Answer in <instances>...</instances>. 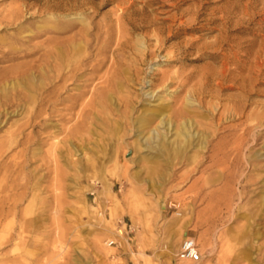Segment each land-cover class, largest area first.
<instances>
[{
	"label": "rangeland",
	"instance_id": "374dc122",
	"mask_svg": "<svg viewBox=\"0 0 264 264\" xmlns=\"http://www.w3.org/2000/svg\"><path fill=\"white\" fill-rule=\"evenodd\" d=\"M36 1L0 0V55L18 47L16 58L0 61V143L17 134V141L0 155V208L7 210L0 224V264H264V118L244 144L238 147L236 139L264 112V69L260 76L253 70L264 62V0H181L178 8L163 6L175 0H128L131 9L152 10L158 22L178 15L162 22L178 30V36L152 58L144 57L143 49L156 41L153 32L148 41L143 32L131 35L132 48L123 60L128 81L115 94L120 105L106 109L96 103L85 121L47 110L40 116L45 122L33 125L29 119L38 108L29 102L26 94L32 91L23 82L41 77L37 49L44 42L52 45L48 29L56 16L43 5L39 8L44 0ZM120 1L126 0L102 5L95 21ZM193 17L197 20L185 25L195 30L180 29V21ZM217 38L214 58L196 59V46L181 53L192 40L204 45ZM15 66L19 69L11 70ZM187 75L191 77L181 85L180 78ZM231 76L257 78L243 91L229 81ZM13 80L19 86L3 91ZM200 90L207 92L204 104L195 99ZM186 94L193 100L186 106L188 115L201 124L194 131L208 134L203 143L208 148L191 145L169 163L166 154L145 147L134 120L146 106L161 102L175 110L186 104ZM126 96H132L135 109L126 106ZM238 101L246 104L243 113L226 118ZM77 145L82 152L66 155L67 147L74 152ZM213 145H227L226 156L210 157ZM161 200L166 206L160 210ZM126 223L134 231L117 236ZM184 224L201 253L196 262L176 256ZM112 238L119 244L108 245Z\"/></svg>",
	"mask_w": 264,
	"mask_h": 264
},
{
	"label": "bare ground",
	"instance_id": "6f19581e",
	"mask_svg": "<svg viewBox=\"0 0 264 264\" xmlns=\"http://www.w3.org/2000/svg\"><path fill=\"white\" fill-rule=\"evenodd\" d=\"M108 1L110 0H44L43 3L39 5V8L43 5L42 8H44L45 10L54 11L56 16L53 18V23L48 29V32L52 34L50 39L52 45H45L44 42V44L39 45L37 49L38 55L35 62H38V67L41 70L43 69L40 73L41 77H39L35 81V78L31 76L26 78L27 80L23 82V85L28 90L32 91L26 94L29 102H31L32 106L34 105L38 108L37 115L29 119L30 124L34 125L36 123H44L45 118H40V116L47 110H50V112L55 113V115L59 117L66 116V119L68 120L78 119L81 117V121H85L87 116L86 114H88L90 109L89 107L96 105V103L97 105L106 109L112 104H115L116 106L120 105L121 103L118 104V102H116L117 97L115 98V94L117 95L119 92L124 90V86L126 85L124 79L127 78L128 81V75L125 76L126 69L123 68V60L127 49L130 47L132 48V43L134 40L131 35L138 31H140L141 33L143 32L148 41L151 40L152 37L150 36L151 32H153V34L156 36V41L150 44L147 43V45H145V48L143 47V56L152 58L159 56V52L167 48L168 45H166V43L168 40L178 36V30H173V28L171 29L169 25L166 27L162 23L163 21L169 19H176L178 15L174 14L165 16L161 18V21L158 22V18L152 13V10L131 9L132 1L128 2V0L122 2L120 1L116 9L108 13H103L102 21H95V19L100 15L101 6ZM180 1L181 0H175L172 3L164 4L163 6L165 7L171 5L173 8H178V4L180 3ZM180 14L182 15L184 13L181 12ZM195 20H197V17H193L192 19H190V21H180V29L184 31L195 30L197 27L192 25H185L193 23ZM165 30L167 31L166 33ZM220 40L221 38H217L216 41L214 40V43L210 42L209 44L204 45H194L195 40H192L188 47H185L183 50H181V53L190 49H194V46H196L199 52V54L197 53L198 56L196 57V59L202 58L204 55L214 58V56L217 54V52L215 51L216 49L214 50V48ZM16 48L18 47L13 46L9 49H3L2 54L0 55V61L16 58ZM175 53L176 52H174V55ZM143 59L145 58H142L141 60ZM134 67L136 66L134 65ZM18 69L19 67L15 66V68H12L11 70L15 71ZM263 69L264 62L260 63L258 68L253 69L257 71V74L254 72L253 73L257 76H260L263 72ZM161 77L162 78H160V83H163V85H165L166 77L162 75ZM190 77L191 75H187L186 77L180 78V84L183 85L185 80L189 79ZM256 78L255 76H250V78H238L236 76H231L229 81H233L238 85L240 84L242 86H240V88L245 91L244 88L249 86L251 82ZM144 79L145 78H143L142 80ZM31 82L35 84V88L34 86H29ZM19 84V81L13 80L8 87L5 86V90L3 88L2 90L6 92L7 88H15L16 86H19ZM219 86L220 85H218V87ZM204 90H200L199 92L195 93L197 97L195 99L198 100V103L204 104L205 101H207V92H205ZM150 93H154V90L148 93L145 92V94ZM151 96H153V94ZM122 97L123 96L120 95V98ZM159 98L162 99V96H159ZM191 98L189 94H186V102L184 101L186 104H180L178 108H174L175 110L169 109L170 107H168L166 102L165 104L164 102H161L154 106H146L141 110L140 115L134 120V122L137 123L138 130L136 134L138 138L141 139V142L145 145V147L147 146L149 148H152L156 155L166 154L168 156L167 160L169 163L171 160L176 159L178 156H181L182 158L187 148L191 145H196L198 149L208 148V146H206L205 144L203 145L204 141L206 142L209 137L208 134H204L205 131H194L195 124H198L199 122L194 121V118L196 116L188 115V113H190V109H188V107L186 106L192 104L191 102H193V100H191ZM126 99V106H130L132 107V109H135V106L132 104L134 102L132 96H126ZM239 103V107L231 111V114H227L226 118H230L232 116L235 117L243 113L242 108L246 107V104L243 105ZM169 110L173 111L170 112ZM257 118L258 120L253 126L245 127L243 133L236 135V139L239 140L238 147L244 144V138L246 135H251L256 131L257 127H260L262 125L261 119L264 118V112L262 114H259ZM153 122L155 124L151 126ZM1 123L2 120H0V124ZM174 125L175 128L173 127ZM199 125L201 124L199 123ZM148 126H150L148 134H145L144 128ZM18 129H21V127L19 126ZM15 133L10 134V136H8L5 141L0 143V155L17 141V134ZM71 141V139H68V143H73ZM78 146L79 145L74 148V152H72V149L70 147H67L66 155L72 156L78 154L79 151L82 152L83 147ZM213 147L214 148L210 157H215V160H220L224 156H226L228 151L227 145L226 147L221 148L217 146L215 147V145H213ZM217 156H219L218 159ZM81 168L83 169V167ZM105 181H107V179H105ZM93 182L96 183L97 179ZM106 191H110V185L108 182H106ZM164 202L163 200H161V203L159 204L160 210L165 208L166 204ZM6 211L7 210H4V207L0 208V224ZM133 219L134 221H136V218ZM178 222L179 220L173 223V231L171 234L172 238L175 236V226H177L176 224H178ZM186 227V224H184V237L189 236ZM247 229L244 228L242 235H245ZM119 232H121L122 237H124L122 229H119ZM111 234L116 237L114 232H112ZM97 242L101 241L97 240ZM168 246H171V244ZM106 252L108 251L106 250ZM101 257H103V255Z\"/></svg>",
	"mask_w": 264,
	"mask_h": 264
},
{
	"label": "built area",
	"instance_id": "2783aa9c",
	"mask_svg": "<svg viewBox=\"0 0 264 264\" xmlns=\"http://www.w3.org/2000/svg\"><path fill=\"white\" fill-rule=\"evenodd\" d=\"M123 231H125L127 235H130V233H132L134 230L131 225H128L126 223L124 230L122 229V232ZM118 233H119L118 235L122 234L121 232H118ZM107 244L108 245H118L119 241L118 239L112 238L107 241ZM176 256L178 259H181V260H191L194 262L198 261L201 258V253H200V250H199V247H198V244L195 238L192 236L184 237L180 243V247H179V250Z\"/></svg>",
	"mask_w": 264,
	"mask_h": 264
}]
</instances>
